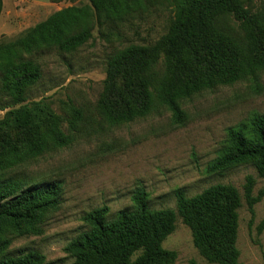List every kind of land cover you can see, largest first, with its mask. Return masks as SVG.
<instances>
[{
    "label": "trees",
    "instance_id": "trees-1",
    "mask_svg": "<svg viewBox=\"0 0 264 264\" xmlns=\"http://www.w3.org/2000/svg\"><path fill=\"white\" fill-rule=\"evenodd\" d=\"M251 1L88 0L63 8L16 41L0 43V110L23 103L29 89L41 80V66L35 58L40 52L73 54L93 40L96 31L106 42H119L105 57L99 105L103 119L110 125L127 123L165 106L180 123L181 100L264 70V5L252 13L247 8ZM160 6L171 13L165 32L157 42H147L135 25L144 13ZM230 18L239 22V34L226 29L224 22ZM127 29L132 33L127 34ZM36 107L10 110L0 122V128L21 123L28 138L21 151L11 145L0 149V264H45L44 255L36 250L11 255L9 236L42 233L44 219L61 201L58 181L38 182L25 172L2 171L38 156L51 143H66L57 117ZM75 115L80 116L78 111ZM244 164L264 180V118L259 115L247 127L227 130L225 145L208 163L207 172L221 173ZM253 187L254 178L247 175L243 198L251 219L254 205L264 197V187L256 195ZM174 197L175 209H151L148 193L138 187L129 209L111 217L107 206L93 209L83 216L87 229L65 251L74 258L73 264H164L174 253L162 243L179 217L207 262L239 264L236 238L242 201L238 190L231 184H215L187 196L177 188ZM188 264L198 263L190 260Z\"/></svg>",
    "mask_w": 264,
    "mask_h": 264
},
{
    "label": "rangeland",
    "instance_id": "rangeland-1",
    "mask_svg": "<svg viewBox=\"0 0 264 264\" xmlns=\"http://www.w3.org/2000/svg\"><path fill=\"white\" fill-rule=\"evenodd\" d=\"M87 3L88 0H2L0 43L16 41L63 8ZM263 5V0H253L247 8L256 13ZM170 15L165 6L144 13L135 25L142 39L157 42ZM237 23L230 18L224 25L239 34ZM131 33L127 29V34ZM93 36L73 54L40 52L35 58L41 66V80L29 89L23 103L0 110L1 122L8 111L21 106L44 107L57 117L58 127L67 138L64 144L51 143L38 156L2 170L25 172L38 182L56 180L62 186L60 204L44 219L42 233L11 234L10 254L36 250L44 255L45 264H73L74 258L65 247L87 229L83 221L87 212L107 206L111 217L118 210L129 209L138 187L145 188L149 207L157 210L176 208L177 188L192 196L215 184H231L242 201L236 238L239 264H264V197L254 205L252 219L243 198L247 175L254 178L253 195L263 189L264 180L249 164L221 173L207 172L208 163L225 145L229 128L249 126L254 115L264 118V70L181 100L180 123L165 106H159L144 117L110 125L103 119L99 105L106 78L105 57L119 42H106L96 31ZM163 58L162 52L160 63ZM27 143V129L21 123L0 128V149L11 145L21 151ZM162 246L174 253L164 264H188L190 260L214 264L199 254L190 229L179 217Z\"/></svg>",
    "mask_w": 264,
    "mask_h": 264
}]
</instances>
